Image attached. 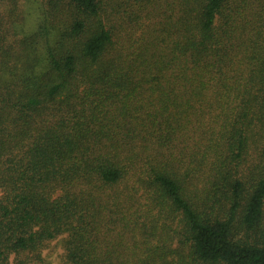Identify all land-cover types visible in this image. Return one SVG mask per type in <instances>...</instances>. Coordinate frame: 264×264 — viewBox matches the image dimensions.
I'll list each match as a JSON object with an SVG mask.
<instances>
[{
    "label": "trees",
    "instance_id": "16d2710c",
    "mask_svg": "<svg viewBox=\"0 0 264 264\" xmlns=\"http://www.w3.org/2000/svg\"><path fill=\"white\" fill-rule=\"evenodd\" d=\"M18 1L0 264H264V0Z\"/></svg>",
    "mask_w": 264,
    "mask_h": 264
},
{
    "label": "rangeland",
    "instance_id": "374dc122",
    "mask_svg": "<svg viewBox=\"0 0 264 264\" xmlns=\"http://www.w3.org/2000/svg\"><path fill=\"white\" fill-rule=\"evenodd\" d=\"M26 1L27 0H19L17 6L19 7L21 14L25 16V24L27 25L30 24L29 22L30 20L36 17V14L34 13L36 11L33 8L31 10L33 14H30L28 10V4ZM8 5L9 3L6 4V6ZM62 253H63V249L59 241H53L49 243L48 247L44 249L42 252V256L45 260V264H63L61 259Z\"/></svg>",
    "mask_w": 264,
    "mask_h": 264
}]
</instances>
